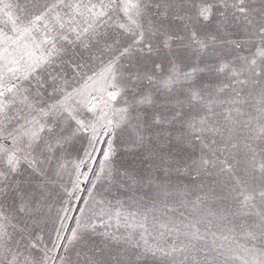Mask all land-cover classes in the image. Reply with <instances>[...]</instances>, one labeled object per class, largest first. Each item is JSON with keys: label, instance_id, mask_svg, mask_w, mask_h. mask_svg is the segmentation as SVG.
Masks as SVG:
<instances>
[{"label": "snow or ice", "instance_id": "snow-or-ice-1", "mask_svg": "<svg viewBox=\"0 0 264 264\" xmlns=\"http://www.w3.org/2000/svg\"><path fill=\"white\" fill-rule=\"evenodd\" d=\"M0 264H264V0H0Z\"/></svg>", "mask_w": 264, "mask_h": 264}]
</instances>
